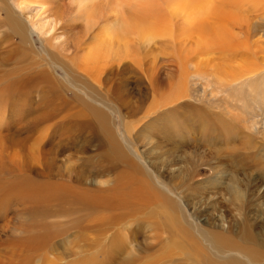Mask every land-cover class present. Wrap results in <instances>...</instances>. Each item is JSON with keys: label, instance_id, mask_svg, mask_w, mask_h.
Here are the masks:
<instances>
[{"label": "bare ground", "instance_id": "bare-ground-1", "mask_svg": "<svg viewBox=\"0 0 264 264\" xmlns=\"http://www.w3.org/2000/svg\"><path fill=\"white\" fill-rule=\"evenodd\" d=\"M64 1L0 0V220L14 205L21 209L12 207L16 217L29 214L24 235L8 244L0 264H59L68 258L69 264H245L240 257L264 264V238L254 234L259 230L264 236V224L256 225L245 213L240 225L230 207L226 214L219 200L213 202L224 186L218 181L204 188L199 178L191 185L199 165L183 143H176L181 132L198 128L208 139L212 127L219 138L220 114L193 108V117L180 118L184 127L169 121L189 87L198 100L212 102L202 83L219 81L217 70L210 76V70L190 66L199 64V55L206 63L217 62L232 49L233 35H225L223 27L235 21L236 12L249 11L253 0ZM238 18V26L251 33L248 17ZM131 29L145 38L127 37ZM30 33L41 42L39 49ZM113 37L125 41V53L112 49ZM149 44L165 52H142ZM125 76L158 98L139 134L158 153L155 161L183 179L161 180L135 144L127 146L129 135L118 137L111 130L115 111L121 121V110L132 111L125 97L115 111L109 105ZM258 116L252 113L247 120L250 132L264 131V117ZM86 130L97 131L96 153L63 158L65 138ZM70 161L73 167L63 178L61 168ZM61 216L78 221L65 252L54 254L57 240L69 234L56 230L60 221L54 219Z\"/></svg>", "mask_w": 264, "mask_h": 264}, {"label": "rangeland", "instance_id": "rangeland-1", "mask_svg": "<svg viewBox=\"0 0 264 264\" xmlns=\"http://www.w3.org/2000/svg\"><path fill=\"white\" fill-rule=\"evenodd\" d=\"M67 1L69 2V0H65L64 2L66 3ZM253 7L254 10L252 9ZM252 8H250L251 12L250 10L243 12V10L240 11L241 13L239 12L237 16V10L234 11L236 12L235 21H226V24L223 27V32L224 34L226 33L225 35H233V39H231L233 43L232 49H226L223 51L217 62L212 61L206 63V56L199 55L198 59L201 58L199 60L200 62L198 61L199 64L197 65L196 60L194 62L196 65L193 63L190 66L192 71L194 70L192 69L194 66L200 68L202 71L208 69L210 70V76L214 69L217 70L220 77L219 81H212L209 85L202 83L205 87L209 86L204 93L212 95L211 98H209L212 102L208 101V103V98L198 100L195 96L196 92L193 91L192 87H189L184 95L186 98L183 97V99H181L183 106L175 108L176 110L170 115L169 121L171 123L174 122L173 124L176 125L178 129L179 127H184L186 124L183 123L182 125V119L180 118H183L184 116L193 117L192 114H190V111L192 112L193 108L207 109V111L213 115L214 113L220 114V122L218 126L220 129L217 131V134L218 132L220 133V136H218L219 138L215 136L216 131H213L211 127L209 130V140L206 139L207 137L205 138V136H202V134L200 136V132L202 133L203 128L193 129L194 131H183L181 132L182 139H176L178 140L176 142L177 144L180 142L183 143L185 150L188 151L187 156L189 154V158L192 161H197L196 163L199 165V168L197 166V169L195 168L196 171H193L196 172V176L193 173L194 177L192 176L193 179L191 178L190 183L193 185V182L196 181L193 185L195 186L200 178L204 188H208L211 186L212 182L218 181L224 186L222 187L223 190H220L218 187L217 198L213 199V202L219 200V204L222 206V209L225 210L224 212H226V214H228L227 212L229 211L227 207H230V212H234V216L239 218L238 223L240 225L243 224L244 214L246 213L247 218L249 219L248 214L250 213V216H252L251 218L254 217L253 220H256V225L262 226L264 224V131H262L263 129H259V132H250L248 130V122L250 121L249 118L252 113L253 115H259L256 120L264 117V0H253ZM242 12L245 16L242 15ZM15 15L20 21H23L20 15H17L16 13ZM249 15L252 16L249 17ZM237 17H248L249 22L253 24L251 26V33H247L244 27L238 26V21H236ZM240 18L238 19L240 20ZM32 21L38 23V19H33ZM229 27H232V29ZM229 30L232 31V34L229 33ZM128 32L129 33L124 34L129 38L141 39L146 36L145 33L139 29H131ZM151 33L152 32H150V34ZM108 34L110 35V31ZM155 34L156 31H153L152 35ZM30 35L36 48L39 49L41 47V42L37 35L34 33H30ZM101 35L102 34H100V36ZM13 40L16 41V37H14ZM53 43H56V41H53ZM112 43V49H114L116 53L122 54L126 52L124 48L125 41L117 42L113 37ZM142 52H153L152 54H157V52L164 53L165 50L160 45L149 44V46L144 47ZM201 56L204 58L202 59ZM30 59H32V56H30L29 60ZM125 78L128 80L123 81V84L118 86L117 94L113 97V101L112 103H109V105L111 107L113 105L115 111L117 102L122 99V97H125V101L127 100L129 105H131L130 108L132 111L129 114L126 109L120 111L123 121L119 118V113H116L115 111V114L111 116L109 121L111 130H113V133L115 132L114 134H117L118 137H120L119 134H123V136L128 134V137L132 142L131 144H127V146L134 148L132 143L135 144L139 156L151 165L153 172L161 180L168 182L173 178H176V181L180 178L183 179L184 176L182 173L178 171L172 172L166 168L164 169L159 160L155 161L154 157H157L158 153L153 152V147L149 144L150 142L147 141L148 138L146 135L144 133L139 134L140 129L142 130V126L145 122L150 121L148 118L143 117H147V113L149 111L151 112L153 107L155 108L158 98L150 93L151 91L144 84L137 82L136 79L128 78L127 76H125ZM175 79L178 80V77ZM229 85H231V87ZM67 88V86H64L65 90ZM215 90H217V92ZM36 101H38V99H36ZM207 103H212L214 108L211 104L208 105ZM27 113L26 115L30 116L32 112ZM199 113L201 115V111ZM108 116L110 118V115ZM138 120L140 121L139 124H137ZM51 123L52 122H49L47 125L49 126ZM211 133H213L212 136L215 140L213 137V140H211ZM65 139L66 140H64L63 144H67L62 148L63 158L71 157L75 154L78 156L85 154V156L88 157V155L90 156V153H96L95 147L97 142H95V140L98 141L96 130H94V132L86 130L77 136L76 133H72L70 134V137ZM119 141H121L120 138ZM81 144L89 146L83 151L84 153L81 152V147L83 146ZM78 151L79 153H76ZM71 163L72 161L68 162L66 167H63L65 169L61 168L60 172L62 173L63 178L67 176L70 171L69 169H72L73 164ZM198 174H201V177H199ZM228 186L232 187V192L225 190ZM205 192L209 193L211 192V189H205ZM191 193L193 194V191H190V194ZM12 207L11 210H8L6 217L0 220V243L2 244L0 247V254L7 252V247L10 242L22 238L24 235L23 230L26 229L29 222L26 221V218L29 216L28 213H26L27 215H17L16 217V212H18L16 210L21 212L20 206L17 207L16 205V208H13L16 212L12 211ZM77 217L78 216L75 218H68L61 216L58 217L59 219H54V221H60L58 223L61 224V228H58L60 227L59 224L56 227V230H60L61 234L67 231L69 232L67 237L57 240L55 243L56 249L54 250V254H62V252H65L64 248H66L67 240L70 242L75 237V230L73 227L75 226L76 221H78ZM51 221L53 220L51 219ZM68 221H70L69 224L67 223ZM258 233L259 230H254V234H257V238L263 239L264 236L262 233H259V235ZM149 234L153 235L152 232ZM235 238L238 239L236 236ZM71 246L72 243L70 244V247ZM207 252L208 250H204V255L206 258H209V253ZM67 260H70V258L59 264H69ZM240 260L243 263L248 264L246 257H240Z\"/></svg>", "mask_w": 264, "mask_h": 264}]
</instances>
